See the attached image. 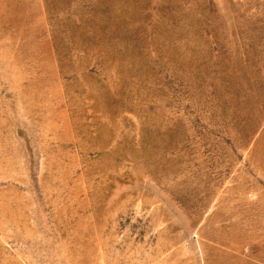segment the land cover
<instances>
[{"label":"rangeland","instance_id":"1","mask_svg":"<svg viewBox=\"0 0 264 264\" xmlns=\"http://www.w3.org/2000/svg\"><path fill=\"white\" fill-rule=\"evenodd\" d=\"M0 264H264V0H0Z\"/></svg>","mask_w":264,"mask_h":264}]
</instances>
